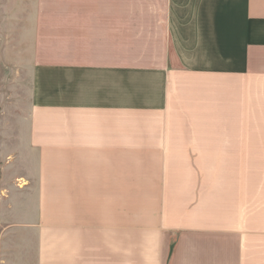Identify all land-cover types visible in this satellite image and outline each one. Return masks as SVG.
Listing matches in <instances>:
<instances>
[{
	"label": "crops",
	"instance_id": "obj_1",
	"mask_svg": "<svg viewBox=\"0 0 264 264\" xmlns=\"http://www.w3.org/2000/svg\"><path fill=\"white\" fill-rule=\"evenodd\" d=\"M0 57V264H264V0H0Z\"/></svg>",
	"mask_w": 264,
	"mask_h": 264
},
{
	"label": "rangeland",
	"instance_id": "obj_2",
	"mask_svg": "<svg viewBox=\"0 0 264 264\" xmlns=\"http://www.w3.org/2000/svg\"><path fill=\"white\" fill-rule=\"evenodd\" d=\"M7 65V63H6ZM21 77L20 72L9 71L7 67H4V59L0 57V140H3V128L8 124H11V128H16L18 126V119L14 116L15 113H20L25 109L26 104L24 99L21 98L23 93L20 91L19 84L17 83ZM8 119V120H6ZM10 119V120H9ZM4 154L0 152V163H2ZM264 159V156H263ZM253 171H262L263 170H253ZM2 171L0 169V175ZM29 203L36 204V202ZM176 239L173 240V247L171 250V257L174 253V248L176 245Z\"/></svg>",
	"mask_w": 264,
	"mask_h": 264
}]
</instances>
